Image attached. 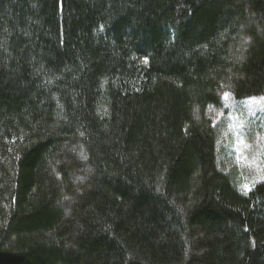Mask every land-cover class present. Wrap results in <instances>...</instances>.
<instances>
[{
	"label": "trees",
	"instance_id": "obj_1",
	"mask_svg": "<svg viewBox=\"0 0 264 264\" xmlns=\"http://www.w3.org/2000/svg\"><path fill=\"white\" fill-rule=\"evenodd\" d=\"M225 93L264 96V0H0V264H264Z\"/></svg>",
	"mask_w": 264,
	"mask_h": 264
},
{
	"label": "rangeland",
	"instance_id": "obj_2",
	"mask_svg": "<svg viewBox=\"0 0 264 264\" xmlns=\"http://www.w3.org/2000/svg\"><path fill=\"white\" fill-rule=\"evenodd\" d=\"M212 112L225 123L230 154L251 181L264 166V97L238 102L229 95L223 109Z\"/></svg>",
	"mask_w": 264,
	"mask_h": 264
},
{
	"label": "snow or ice",
	"instance_id": "obj_3",
	"mask_svg": "<svg viewBox=\"0 0 264 264\" xmlns=\"http://www.w3.org/2000/svg\"><path fill=\"white\" fill-rule=\"evenodd\" d=\"M227 98H228V94L225 93V99H227ZM253 99H254V98H253ZM240 143H243V141L241 140ZM245 187H247V186H245Z\"/></svg>",
	"mask_w": 264,
	"mask_h": 264
}]
</instances>
